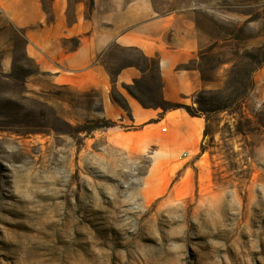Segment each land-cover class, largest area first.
<instances>
[{"label":"rangeland","instance_id":"374dc122","mask_svg":"<svg viewBox=\"0 0 264 264\" xmlns=\"http://www.w3.org/2000/svg\"><path fill=\"white\" fill-rule=\"evenodd\" d=\"M174 2L202 80L183 104L208 118L189 158L165 122L124 138L99 91L49 86L0 17V264H264V0ZM151 82L122 89L149 102Z\"/></svg>","mask_w":264,"mask_h":264},{"label":"crops","instance_id":"0c3cea01","mask_svg":"<svg viewBox=\"0 0 264 264\" xmlns=\"http://www.w3.org/2000/svg\"><path fill=\"white\" fill-rule=\"evenodd\" d=\"M1 16L49 86L77 94L99 91L103 117L123 123L128 113L135 128L122 132L124 138L146 135L152 141L149 127L163 121L161 143L168 152L178 158L198 154L204 119L160 107L185 103L202 87L197 68L187 67L198 48L197 29L176 2L93 0L89 8L88 0H0ZM3 62H12L11 50ZM139 79L153 80L149 102L122 89ZM113 87L126 110L113 100Z\"/></svg>","mask_w":264,"mask_h":264},{"label":"trees","instance_id":"16d2710c","mask_svg":"<svg viewBox=\"0 0 264 264\" xmlns=\"http://www.w3.org/2000/svg\"><path fill=\"white\" fill-rule=\"evenodd\" d=\"M92 2H93V0H88V7L89 8L91 7ZM188 66L191 67L190 63L187 64V67ZM113 100L123 110H126L127 109L126 104L124 102L121 103L117 99H115L114 97H113ZM160 107H161L162 111H168V110H173V109H183L189 116L203 117L204 118V121H205V127L203 129V136H206L207 135V126H206V124H207L208 118H207V116L204 113L202 115L195 114L194 112H192L189 109V107L187 105H185L183 103H178V102H163ZM104 121H105V124H104L105 127H110V126H114L115 125V122H113L111 120H104ZM199 150H200V152L204 151L202 142L200 143Z\"/></svg>","mask_w":264,"mask_h":264},{"label":"built area","instance_id":"2783aa9c","mask_svg":"<svg viewBox=\"0 0 264 264\" xmlns=\"http://www.w3.org/2000/svg\"><path fill=\"white\" fill-rule=\"evenodd\" d=\"M165 129H166L165 127L161 128L162 131H165Z\"/></svg>","mask_w":264,"mask_h":264}]
</instances>
